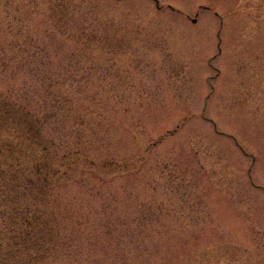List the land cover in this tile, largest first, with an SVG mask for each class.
I'll return each mask as SVG.
<instances>
[{
  "label": "rangeland",
  "instance_id": "obj_1",
  "mask_svg": "<svg viewBox=\"0 0 264 264\" xmlns=\"http://www.w3.org/2000/svg\"><path fill=\"white\" fill-rule=\"evenodd\" d=\"M77 2L0 0V92L73 109L62 133L130 166L74 187L89 218L53 264H264V0ZM80 10L103 36L77 38Z\"/></svg>",
  "mask_w": 264,
  "mask_h": 264
},
{
  "label": "trees",
  "instance_id": "obj_2",
  "mask_svg": "<svg viewBox=\"0 0 264 264\" xmlns=\"http://www.w3.org/2000/svg\"><path fill=\"white\" fill-rule=\"evenodd\" d=\"M48 1L70 20L80 7L77 0ZM80 12L77 38L90 42L92 37L103 36L100 27ZM61 98L48 92L45 101L50 99L53 106ZM66 102L70 104L69 98ZM62 110L33 109L0 92V264H53L61 256L63 227L77 228L64 219L89 218L83 211L85 205H76L87 199H79L74 187L93 184L92 180L107 183L116 172L129 171L127 161L89 155L82 148L83 131L78 134L67 126L63 134L61 127L70 125L73 109H65L59 117ZM85 120L83 115L81 121ZM69 137H77L76 147ZM155 211L150 207L145 217L157 219Z\"/></svg>",
  "mask_w": 264,
  "mask_h": 264
},
{
  "label": "flooded vegetation",
  "instance_id": "obj_3",
  "mask_svg": "<svg viewBox=\"0 0 264 264\" xmlns=\"http://www.w3.org/2000/svg\"><path fill=\"white\" fill-rule=\"evenodd\" d=\"M221 254H225V256H219L218 255V263L219 264H223L224 262L226 263V264H232V263H237V262H239V255L237 254V252H235V251H231V252H220ZM228 253H230L229 255H228ZM250 253V252H249ZM248 253V254H249ZM252 254V253H251ZM253 256H251V255H248V259H249V261L251 260V258H252ZM223 258H225V259H223Z\"/></svg>",
  "mask_w": 264,
  "mask_h": 264
}]
</instances>
